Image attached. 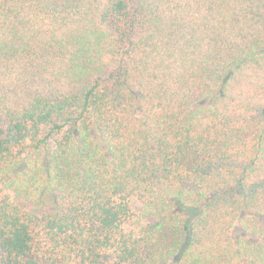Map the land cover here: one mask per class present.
<instances>
[{"label":"trees","instance_id":"1","mask_svg":"<svg viewBox=\"0 0 264 264\" xmlns=\"http://www.w3.org/2000/svg\"><path fill=\"white\" fill-rule=\"evenodd\" d=\"M0 264H264V0H0Z\"/></svg>","mask_w":264,"mask_h":264},{"label":"rangeland","instance_id":"2","mask_svg":"<svg viewBox=\"0 0 264 264\" xmlns=\"http://www.w3.org/2000/svg\"><path fill=\"white\" fill-rule=\"evenodd\" d=\"M133 205H134L135 210L138 212L140 210V203L137 202V201H134ZM239 233H240V225L239 224H236L233 227L232 234L234 236H238Z\"/></svg>","mask_w":264,"mask_h":264}]
</instances>
